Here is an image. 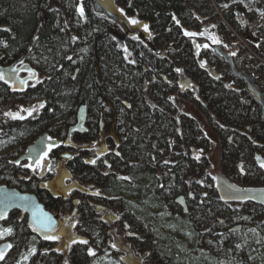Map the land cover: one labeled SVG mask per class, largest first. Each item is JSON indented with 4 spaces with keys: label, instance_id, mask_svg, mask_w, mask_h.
I'll return each instance as SVG.
<instances>
[{
    "label": "rangeland",
    "instance_id": "rangeland-1",
    "mask_svg": "<svg viewBox=\"0 0 264 264\" xmlns=\"http://www.w3.org/2000/svg\"><path fill=\"white\" fill-rule=\"evenodd\" d=\"M100 3L114 13L125 15L130 22L137 21L132 24L145 31L147 24L138 17L128 15L121 3L119 7L115 6V0H100ZM224 4L229 7L224 8ZM205 5L202 4L205 14L196 13L200 15L199 18H189L195 29L188 32L197 33L196 36L205 38L211 44L223 46L230 56L239 55L238 70L255 71L264 90V55L258 47H246V43L258 44L263 40L260 33L264 34V18L260 10H264V0H210ZM70 8L68 3L67 10ZM231 8L241 21L242 34L233 30L225 18V12ZM239 8L249 14L241 13L237 10ZM84 11L81 16L76 9L74 18V25L81 28V39L84 41V45L75 48V62L80 65L78 72L84 67L88 70L93 62L92 42L85 26L86 8ZM250 14L254 17L252 21L248 17ZM257 20H260V24L255 28ZM148 31L147 26L145 32ZM212 37L220 43H214ZM35 40L30 47L32 55L29 60L36 71V80L28 83L30 87L49 77L57 63L54 54L41 52ZM197 43L200 46L197 50L200 63L213 76L225 77L227 65L206 54L211 45L205 41L197 40ZM124 48L126 56L131 59L132 54L126 43ZM178 69L177 75L171 77L173 82L179 81L178 86L169 89L172 108L177 110L178 132H186L191 117L201 128L198 139L191 143L185 141V144H192L197 160L196 169L204 170L201 183L206 198L200 201L193 199L177 178L178 172H185V162L175 165L168 160L169 156L172 158L175 148L181 149V140L171 135L170 127L159 125L144 111L143 97L135 87L131 89V94L118 93L120 101L110 97V104L101 102L90 108L88 130L91 133L87 134L85 140H76L68 132L69 127L77 125L78 102L84 87L82 81L74 86L76 97L71 101L70 93L61 105L63 114L43 123L41 127H29L25 123L18 127V122H25L40 114L44 107L31 115L22 109H31L40 104L45 106L42 99L26 93L15 95L14 102L10 104L4 98L0 99L4 114L0 117V187L37 196L56 223L54 229L43 233L34 225L29 213L22 210L9 213L0 211L4 216L0 219V250L4 252L0 264H264V205L253 200H238L241 208L230 210L218 199V195L222 199V184L236 191L264 192V168L261 167L264 147L257 148L254 161L250 158L237 163L227 143L230 137L215 123L216 107L211 105V114L201 105L203 96L196 84L198 80H194L193 91L190 92L196 99L185 95L189 92L186 90L192 75L180 67ZM138 77L139 72L136 71L134 78ZM227 82L235 86L229 79ZM249 90L257 101H261L256 90ZM152 96L151 101L155 102ZM129 107L133 110H129ZM8 112L19 113L24 119H12L5 115ZM131 116L139 122L135 130L141 132L140 136L133 131L135 124L129 120ZM9 119L14 123L6 127L5 122ZM2 127L6 131L3 132ZM164 129L168 131V140L164 138ZM45 133L50 134L51 140L60 141L63 146L60 156L54 155L52 148L40 160L41 166H37V163L32 165L30 160L16 163L26 153L27 147ZM132 136L144 153L129 150L133 153L128 155L130 162L124 170L123 163H119V168L116 166L115 157L124 154L120 146L130 141ZM67 154H78L87 163L95 161L93 164L99 165L100 174L85 170L74 173L66 159L62 158ZM135 157L137 162L134 161ZM134 162L144 165L145 176L136 175ZM111 173L117 174L122 181L104 182L107 174ZM125 178L130 182H124ZM51 196L61 200L52 201ZM241 225L240 231H233L234 227ZM33 227L37 231H33ZM5 229L12 231L9 234ZM45 234L59 236V239L47 240ZM72 239L86 240L88 243H72ZM77 244L80 245L78 261L73 259V249ZM33 249L35 253L30 254ZM89 249L95 254L90 255Z\"/></svg>",
    "mask_w": 264,
    "mask_h": 264
},
{
    "label": "trees",
    "instance_id": "trees-1",
    "mask_svg": "<svg viewBox=\"0 0 264 264\" xmlns=\"http://www.w3.org/2000/svg\"><path fill=\"white\" fill-rule=\"evenodd\" d=\"M208 1L210 0H115V6L119 7L121 3L128 15L138 17L147 24L149 31L145 32L132 24L125 15L114 13L105 6L107 11L102 10L95 0H86L84 4V8H86L85 26L92 42L93 62L88 70H85L84 67L78 72L80 65L75 62L77 58L75 48L84 45V41L81 39V28L74 25L77 0H0V41L5 43V46L0 43V63L13 62L22 57L31 59L30 47L34 39H36L35 43L39 44L41 52L53 53L57 61L56 69L49 77L40 80L30 89L21 90L24 92L20 94L26 93L31 97L42 99L45 106L36 117H31L25 122H18V127L24 123L28 124L29 127H41L43 123L61 116L63 114L61 105L64 104L70 93L71 101L76 97V94L73 93L74 86L82 81L84 87L78 102L76 124H78L80 108L85 107L86 118L83 124L85 130L86 120L90 123V108L96 107L101 102L110 104V97H113L115 101H120L121 96L118 93L121 95L123 92H130L131 94V89L135 87L136 91L143 97L144 111L159 125L170 127L171 135L177 140H181V149L175 148L172 158L167 157L175 165H181L185 162L186 170L183 173L178 172L177 178L183 182L184 189L193 199L197 201L205 199L206 195L201 183L204 170L196 169L197 160L191 148L192 144H185V141L191 143L198 139L200 125L191 117L186 132L179 134L176 123L177 110L172 108V100L170 99L171 91L169 89H176L179 82H173L171 77L177 75L179 67L185 73L192 75L186 90L189 92L185 95L196 99L190 92L193 91L194 80H198L196 84L200 95L203 96L201 105L211 114H213L211 105L214 104L216 107L215 123L220 126L225 135L230 137L227 143L234 152L237 163L250 158L253 159L257 155V148L259 146L264 147V114L261 101H257L252 96L247 81L232 72L228 61L216 45L211 44L205 38L189 37L184 34L185 31L195 29L189 18L191 16L196 19L199 18L200 15L197 16L196 13L205 14L203 7ZM68 3L71 7L69 11L67 10ZM237 10L243 14L247 12L243 8ZM248 14L249 12H247ZM248 17L249 20H254L252 14ZM225 18L233 30L242 34L241 21L232 11V8L225 12ZM260 34L263 40L258 44L250 42L249 46L258 47L264 55V34ZM197 40L205 41L211 45V48H207L206 54H211L212 57L227 65L228 71L225 77L213 76L207 67L201 66ZM125 43L131 51V59L126 56ZM220 48L225 51L223 46ZM228 55L230 56V54ZM230 57L238 70L237 59L239 55ZM136 71L139 72L138 78H134ZM238 71L251 74L260 84L255 71ZM227 79L232 81L235 86H230ZM146 83L148 86H145ZM151 94H153L154 97H152L155 100H152L155 102L151 101ZM14 96L15 94L9 91L6 86L0 85V99L4 98L5 102L10 104L14 102ZM1 110L2 105L0 104V117L2 118L4 114ZM129 110L133 109L129 107ZM131 117L132 119L129 120L135 124L133 131L140 136L141 132L135 130L139 122L133 116ZM13 121L7 120L5 126H10L14 123ZM73 127L75 126L69 127L68 132L76 140H85L87 134L91 133L89 130L83 134L84 130L73 129ZM3 130L6 131L2 127ZM163 132L164 138L168 140V131L164 129ZM151 142L150 140L149 145ZM221 146H223L222 142ZM120 149L124 154L122 156L117 154L115 163L118 168L119 163H123L125 165L124 170L130 162L127 160L128 155L133 153H130L129 150L138 154L144 153V149L138 148V141L133 140V136L130 141L124 142ZM53 154L60 156L58 148L54 149ZM134 161L137 162L136 157ZM67 162L74 173L85 170L100 174L101 171L98 164H89L80 155H72L71 160ZM135 162L133 168L136 175L145 176L146 168L144 165ZM4 164L10 165L7 162ZM121 181L117 178V174L111 173L107 174L104 182ZM124 182L130 181L125 178ZM50 198L57 202L61 200V198L52 196ZM218 199L228 205L230 210L241 208L238 200L225 201L219 195ZM79 246L77 244L73 249V259L76 261L79 258Z\"/></svg>",
    "mask_w": 264,
    "mask_h": 264
},
{
    "label": "water",
    "instance_id": "water-1",
    "mask_svg": "<svg viewBox=\"0 0 264 264\" xmlns=\"http://www.w3.org/2000/svg\"><path fill=\"white\" fill-rule=\"evenodd\" d=\"M95 2L98 4L99 7L102 8V10L107 11V9L100 3V0H95ZM219 51L223 54V56L226 58L228 61L230 68L232 72L238 76L243 77L249 86L250 89L256 90L261 98V106H262V111L264 114V91L262 90L260 84H258L255 80V78L247 73V72H240L236 69L235 62L233 59L225 52L222 51L220 46H216ZM26 58L22 57L19 60H17L15 63H13L10 66L7 67H0V73L2 74H11L20 64L25 63ZM34 74L36 71L33 69ZM36 78L35 75L32 76L30 79ZM22 80V81H28ZM10 82H13V80H9ZM21 81V82H22ZM27 83H21L22 86L19 87V90H24L26 87ZM86 118V108L81 107L78 113V124L73 127V129H79L81 131L84 130L83 124L85 122ZM72 129V130H73ZM49 134L45 133L42 136H40L33 144H30L27 147V151L25 154H23L21 157H19L16 160V163H21L24 161L30 160L32 165H35L37 161L41 160V157H43V154L45 152H48L47 146L49 144H55L56 146L53 147L54 149L57 148L61 143L59 140H49ZM64 158L70 159L72 158L71 154L64 155ZM220 193L221 196L223 197L224 200H253L257 203H260L264 205V192L262 191H255V192H248V191H236L231 189L225 184H222L220 186ZM27 198L26 200L24 198ZM15 210H22L30 214L32 221L34 223V218H33V212H36L40 219H45L46 217L51 218V229H54L56 226L55 223V218L51 216L48 212H46L42 206V204L39 202L37 196L35 195H28V194H23L20 191L16 189H8L5 187H0V211L3 213H9ZM36 227L39 228V225L35 224ZM241 226H236L233 228V231H240Z\"/></svg>",
    "mask_w": 264,
    "mask_h": 264
},
{
    "label": "snow or ice",
    "instance_id": "snow-or-ice-1",
    "mask_svg": "<svg viewBox=\"0 0 264 264\" xmlns=\"http://www.w3.org/2000/svg\"><path fill=\"white\" fill-rule=\"evenodd\" d=\"M233 2H237V0H233ZM240 2H242V0H240ZM223 7L228 8L229 5L224 4ZM78 11H79L81 16L84 15L83 7L78 8ZM260 15L262 18H264V10H260ZM131 23H137V21L133 20V21H131ZM177 23H179V21H177ZM213 27H215V25H213ZM145 31H147V25H145ZM184 34L186 36H189V37H194V36L198 35L197 33L187 32V31H185ZM200 35H202V33ZM73 39L75 40V37ZM212 39H213L214 43H220V41L218 39H216L214 37H212ZM0 43H3V42L0 41ZM197 47H200V46L197 45ZM204 47H207V45H204ZM125 51H126V49H125ZM232 55H235V53H232ZM69 59H71V57H69ZM201 66H203V65H201ZM177 71L179 72L180 70L177 69ZM30 75H35V74L30 72ZM0 80H4V75L2 73H0ZM7 82L8 81L5 80V83H7ZM21 83H26V81H22ZM43 107H44V105L40 104L38 106H33L31 109H22V111H25L28 113V115H31L32 112L36 111L38 108H43ZM5 115L10 116L12 119H24V117L21 116L19 113L8 112V113H5ZM48 139L50 140L51 137H49ZM55 146H56L55 144H49L47 146L48 152H50L52 150V148ZM46 156H47V152H45L43 154V157H41V160ZM90 162L95 163V161H90ZM36 163H37V166H41V161H37ZM261 167L264 168V163L261 164ZM24 199L26 200L27 198L25 197ZM222 199H223V197H222ZM77 203H79V202H77ZM3 218H4L3 214H0V219H3ZM33 218H34V223L39 225V230L41 232L47 233V232H50L52 230L51 226H50L51 225V218L50 217H46L45 219L42 220V219H40V217L38 216V214L36 212H33ZM4 231L10 234L12 230L11 229H5ZM33 231H37V228L33 227ZM0 235H2V233H0ZM44 238L47 240H57V239H59V236H52V235L45 234ZM77 242L82 243V244L88 243L86 240L77 241L76 239H72V243H77ZM9 247H11V245H9ZM34 253H35V249H33L30 254H34ZM89 254L94 255L95 253L91 249H89ZM3 259H4V252H3V250H0V260H3Z\"/></svg>",
    "mask_w": 264,
    "mask_h": 264
},
{
    "label": "flooded vegetation",
    "instance_id": "flooded-vegetation-1",
    "mask_svg": "<svg viewBox=\"0 0 264 264\" xmlns=\"http://www.w3.org/2000/svg\"><path fill=\"white\" fill-rule=\"evenodd\" d=\"M16 61L17 60H14L11 63H6V62L5 63H0V67L10 66L13 63H15ZM30 72L34 73L33 72V67H32V64L30 63V61L28 59H26L25 63L20 64L11 74H3L4 75V80H0V85L6 86L8 88V90L13 92L15 95H17V94H19L21 92H24L25 89H29L30 88V86H28L29 85L28 83L32 81V79H30V78L32 76H34V75H30ZM35 76H36V74H35ZM28 78H29V80L26 82L27 83L26 86H28V87H25L24 91L19 90V87L22 86L21 85V81L22 80H26ZM33 79H34V81L36 80V78H33ZM5 80H7L8 82L5 83ZM9 80H13V82H10ZM85 126H86V129L83 131V134H86L89 131L88 130L89 124H88L87 120H86ZM72 132H75V131H72ZM49 136H50V134H49ZM62 147L63 146H61V144L57 147L58 148V153L61 152ZM57 148H55V149H57ZM76 155H78V154H76ZM62 158H64V155H62ZM69 160H71V158L70 159H66V161H69ZM89 164H93V163L89 162ZM247 201H252V200H248V199L247 200H242V202H247ZM241 227H242V225H241Z\"/></svg>",
    "mask_w": 264,
    "mask_h": 264
},
{
    "label": "built area",
    "instance_id": "built-area-1",
    "mask_svg": "<svg viewBox=\"0 0 264 264\" xmlns=\"http://www.w3.org/2000/svg\"><path fill=\"white\" fill-rule=\"evenodd\" d=\"M85 1H86V0H77V9L80 8V7H83V9H84ZM218 10H219V9H218ZM78 12H79V11H78ZM259 21H260V20H257L256 25H255V28H257V27L259 26V24H260ZM246 47L249 48L247 44H246ZM249 49H250V48H249ZM250 51H251V50H250ZM239 67H240V69H241V66H239Z\"/></svg>",
    "mask_w": 264,
    "mask_h": 264
},
{
    "label": "bare ground",
    "instance_id": "bare-ground-1",
    "mask_svg": "<svg viewBox=\"0 0 264 264\" xmlns=\"http://www.w3.org/2000/svg\"><path fill=\"white\" fill-rule=\"evenodd\" d=\"M10 189V188H9Z\"/></svg>",
    "mask_w": 264,
    "mask_h": 264
},
{
    "label": "crops",
    "instance_id": "crops-1",
    "mask_svg": "<svg viewBox=\"0 0 264 264\" xmlns=\"http://www.w3.org/2000/svg\"><path fill=\"white\" fill-rule=\"evenodd\" d=\"M243 27V26H242Z\"/></svg>",
    "mask_w": 264,
    "mask_h": 264
}]
</instances>
